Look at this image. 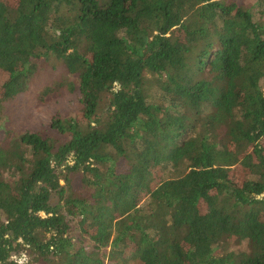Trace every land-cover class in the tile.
<instances>
[{
    "label": "trees",
    "instance_id": "trees-1",
    "mask_svg": "<svg viewBox=\"0 0 264 264\" xmlns=\"http://www.w3.org/2000/svg\"><path fill=\"white\" fill-rule=\"evenodd\" d=\"M51 58L81 111L0 126V264H264V0H0V117Z\"/></svg>",
    "mask_w": 264,
    "mask_h": 264
},
{
    "label": "rangeland",
    "instance_id": "rangeland-1",
    "mask_svg": "<svg viewBox=\"0 0 264 264\" xmlns=\"http://www.w3.org/2000/svg\"><path fill=\"white\" fill-rule=\"evenodd\" d=\"M34 64L36 73L27 92L5 104L4 112L0 117L2 139H5V133L17 137L28 132L41 131L48 126L54 115L70 118L77 116L81 111L78 82L68 73L65 65L56 58L36 60ZM4 82L5 77L0 75V86ZM70 84L75 85L73 91ZM59 87L62 89L61 97H51L45 103L39 101V95L44 90ZM239 177H243V175L240 173ZM5 178L11 180V175L5 173ZM52 204H59L57 196H54ZM74 231L80 233L77 222ZM106 251L109 252V249ZM16 259L24 264L28 258L23 255ZM107 262L108 257L106 258ZM119 264H140V261L129 255H124Z\"/></svg>",
    "mask_w": 264,
    "mask_h": 264
}]
</instances>
